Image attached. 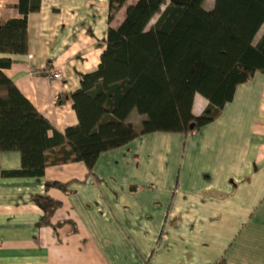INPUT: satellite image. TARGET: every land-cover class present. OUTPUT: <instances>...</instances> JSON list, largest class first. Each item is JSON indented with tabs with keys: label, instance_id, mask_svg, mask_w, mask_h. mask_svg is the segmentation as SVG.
Returning <instances> with one entry per match:
<instances>
[{
	"label": "crops",
	"instance_id": "crops-1",
	"mask_svg": "<svg viewBox=\"0 0 264 264\" xmlns=\"http://www.w3.org/2000/svg\"><path fill=\"white\" fill-rule=\"evenodd\" d=\"M137 1L127 0L109 20L110 0H41L27 17V53L0 54L11 60L4 75L54 131L77 126L70 95L79 75L97 69L107 29ZM16 4L0 0V20L19 19ZM50 70L62 79L50 80ZM207 106L195 95L193 116ZM20 169L19 153L0 154V171ZM55 182L66 191L45 188ZM42 195L60 203L50 225L40 224L43 212L33 201ZM222 260L264 264L262 73L239 85L212 123L187 136L138 137L101 154L92 175L83 163L49 166L41 178L0 175V264Z\"/></svg>",
	"mask_w": 264,
	"mask_h": 264
},
{
	"label": "trees",
	"instance_id": "trees-1",
	"mask_svg": "<svg viewBox=\"0 0 264 264\" xmlns=\"http://www.w3.org/2000/svg\"><path fill=\"white\" fill-rule=\"evenodd\" d=\"M126 1L110 0L109 20ZM204 2L138 0L126 7L121 24L107 29L97 69L79 75V89L70 95L78 124L64 135L4 75L11 60L0 58V154L17 152L21 158L20 170L0 175L41 178L47 167L70 163H83L92 175L101 154L138 137L187 136L216 120L239 85L264 74V33L255 42L264 25V0H213L210 10ZM40 5L41 0H17L20 18L0 20L1 55L27 53V17ZM197 94L208 106L195 117ZM136 117L142 118L138 128ZM33 201L43 212L40 224L50 225L60 203L47 195Z\"/></svg>",
	"mask_w": 264,
	"mask_h": 264
},
{
	"label": "rangeland",
	"instance_id": "rangeland-1",
	"mask_svg": "<svg viewBox=\"0 0 264 264\" xmlns=\"http://www.w3.org/2000/svg\"><path fill=\"white\" fill-rule=\"evenodd\" d=\"M212 6H213V0H205L204 7H203L205 10L206 9L210 10L212 8ZM154 21L155 20H153L150 25H153ZM263 33H264V26L262 27V29L260 30L259 34L257 35V37L255 39V42L263 35ZM132 123L137 125L138 124L137 118L136 119H132Z\"/></svg>",
	"mask_w": 264,
	"mask_h": 264
},
{
	"label": "built area",
	"instance_id": "built-area-1",
	"mask_svg": "<svg viewBox=\"0 0 264 264\" xmlns=\"http://www.w3.org/2000/svg\"><path fill=\"white\" fill-rule=\"evenodd\" d=\"M47 77L54 81V80H57V81H60L62 79V75L61 73L57 72V71H54V70H50L47 72Z\"/></svg>",
	"mask_w": 264,
	"mask_h": 264
}]
</instances>
